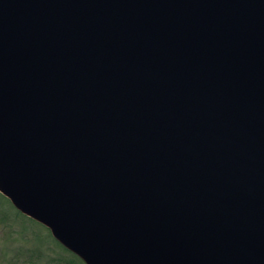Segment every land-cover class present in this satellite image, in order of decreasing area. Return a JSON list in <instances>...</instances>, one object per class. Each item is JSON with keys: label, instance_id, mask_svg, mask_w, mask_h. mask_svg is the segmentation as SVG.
Segmentation results:
<instances>
[{"label": "water", "instance_id": "1", "mask_svg": "<svg viewBox=\"0 0 264 264\" xmlns=\"http://www.w3.org/2000/svg\"><path fill=\"white\" fill-rule=\"evenodd\" d=\"M0 193L85 264H264V0H0Z\"/></svg>", "mask_w": 264, "mask_h": 264}, {"label": "rangeland", "instance_id": "2", "mask_svg": "<svg viewBox=\"0 0 264 264\" xmlns=\"http://www.w3.org/2000/svg\"><path fill=\"white\" fill-rule=\"evenodd\" d=\"M0 264H85L0 193Z\"/></svg>", "mask_w": 264, "mask_h": 264}]
</instances>
